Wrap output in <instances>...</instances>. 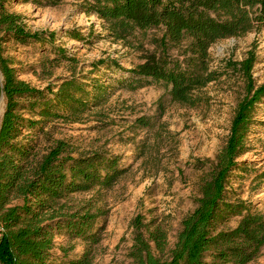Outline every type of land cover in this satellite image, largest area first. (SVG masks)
<instances>
[{"label":"trees","instance_id":"16d2710c","mask_svg":"<svg viewBox=\"0 0 264 264\" xmlns=\"http://www.w3.org/2000/svg\"><path fill=\"white\" fill-rule=\"evenodd\" d=\"M57 1L46 0L50 4ZM77 6L85 14L96 15L115 40L125 42L137 33L158 30V35L151 36L153 50L134 66L125 69L112 59H99L93 66L109 62L125 71L131 77L127 83L131 88L143 79L162 82L169 86L171 101L190 107L203 101L201 89L220 76L210 68L209 46L220 39L264 30V0H80ZM72 36L81 38L80 33ZM53 37V31L29 30L23 16L8 11L0 0V96L4 99L0 264H46L58 230L96 241L91 229L97 215L88 210L63 211L58 202L72 192L109 187L123 172L114 156L98 152L72 156L61 140L35 160L33 147L23 141L22 129L49 119L76 118L105 96L103 87L87 89L74 76L61 81L55 91L48 85L36 88L17 77L5 54V43L11 39L51 42ZM256 47L252 42L241 60L225 62V69L242 80L243 95L234 107L226 140L210 172L200 181L195 206L180 220L172 248L166 258L156 256L154 251L163 253L167 247L166 232L160 227L144 229L137 215L131 222L130 264H246L264 247V213L249 211L242 202L225 197L229 174L245 149L252 110L264 98V83L255 85L252 77ZM176 48H182L181 53L173 54ZM24 109L38 118L23 116L20 110ZM259 177L264 178V171ZM232 214L240 215L234 227L214 230L216 221ZM206 252L210 262L204 259ZM66 264H91V258L85 252Z\"/></svg>","mask_w":264,"mask_h":264},{"label":"rangeland","instance_id":"374dc122","mask_svg":"<svg viewBox=\"0 0 264 264\" xmlns=\"http://www.w3.org/2000/svg\"><path fill=\"white\" fill-rule=\"evenodd\" d=\"M79 1L3 0L8 11L23 16L29 30L54 33L51 42L11 39L5 43V54L19 79L55 91L61 81L74 76L87 89L96 85L105 89L98 105L76 118L49 119L22 129V139L33 147L35 160L61 140L72 156L104 153L114 156L123 169L109 187L72 192L59 200L63 211L88 210L97 215L91 229L97 240L58 230L46 264H66L85 252L91 264H130L131 222L137 215L144 229L160 227L166 232V249L154 251L166 258L180 220L195 206L200 181L210 172L214 156L226 140L234 107L243 95L242 80L225 69V62L241 60L255 42L252 77L255 85L264 83V30L220 39L209 46L210 68L220 76L201 89L203 101L190 107L171 101L169 86L162 82L143 79L131 88L128 73L111 63L94 67L99 59L115 60L125 69L134 66L153 50L151 36L159 31L137 33L125 42L115 40L96 15L78 8ZM75 33L81 38H73ZM181 51L176 48L172 53ZM20 112L38 118L26 109ZM244 145L227 179L225 197L242 202L249 211L264 213V178L259 177L264 171V98L252 110ZM239 218L232 214L218 220L214 230L234 227ZM204 259L212 260L209 252ZM246 264H264V247Z\"/></svg>","mask_w":264,"mask_h":264},{"label":"bare ground","instance_id":"6f19581e","mask_svg":"<svg viewBox=\"0 0 264 264\" xmlns=\"http://www.w3.org/2000/svg\"><path fill=\"white\" fill-rule=\"evenodd\" d=\"M2 111H3V98L0 99V118L2 115Z\"/></svg>","mask_w":264,"mask_h":264},{"label":"water","instance_id":"95a60500","mask_svg":"<svg viewBox=\"0 0 264 264\" xmlns=\"http://www.w3.org/2000/svg\"><path fill=\"white\" fill-rule=\"evenodd\" d=\"M0 79H1V75H0ZM1 98H3V96H2V95L0 96V99H1Z\"/></svg>","mask_w":264,"mask_h":264}]
</instances>
